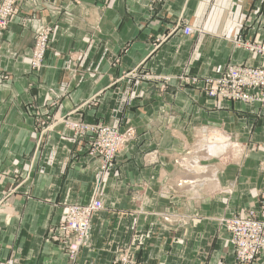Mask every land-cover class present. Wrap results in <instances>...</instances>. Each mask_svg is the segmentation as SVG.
I'll use <instances>...</instances> for the list:
<instances>
[{
    "label": "crops",
    "instance_id": "0c3cea01",
    "mask_svg": "<svg viewBox=\"0 0 264 264\" xmlns=\"http://www.w3.org/2000/svg\"><path fill=\"white\" fill-rule=\"evenodd\" d=\"M17 12L0 36V264H237L219 220L264 205V104L211 99L202 79L264 67L235 45L264 41V0H19ZM66 115L132 140L104 172L63 124L38 145ZM94 199L103 211L70 262L61 220Z\"/></svg>",
    "mask_w": 264,
    "mask_h": 264
},
{
    "label": "built area",
    "instance_id": "2783aa9c",
    "mask_svg": "<svg viewBox=\"0 0 264 264\" xmlns=\"http://www.w3.org/2000/svg\"><path fill=\"white\" fill-rule=\"evenodd\" d=\"M19 0H1L0 2V36L7 29L8 24L17 15V3ZM183 24L178 20V26ZM193 29L184 27L182 33L190 35ZM52 33L50 27H42L32 39L29 68L32 72L39 73L44 66L45 53L49 47V38ZM248 53L264 59V41L235 43ZM1 49V48H0ZM162 83V88L170 85L173 77L170 76H146ZM195 77L191 83H197ZM204 94L211 99L228 100L234 104H264V67H248L242 64L227 66L215 77L203 78ZM96 97V96H95ZM95 97L91 100L94 101ZM58 118L55 123L45 127L41 131L38 145L41 143L43 133L52 129L57 124H63L72 134L84 141L88 154L102 160L101 170L104 171L113 162L117 153L130 142L129 132H120L115 127L104 124H89L80 121H71L70 116ZM27 178V177H26ZM103 211V205L97 199L87 205H69L58 228L59 237L64 245V252L70 262H74L79 249L86 238L85 234L90 227L91 218ZM220 224L230 234V243L234 247L235 260L238 264H254L257 258L264 253V205L256 211L246 210L241 215H235L221 219ZM54 237V236H53ZM111 264H147L136 262L129 254L115 259Z\"/></svg>",
    "mask_w": 264,
    "mask_h": 264
},
{
    "label": "rangeland",
    "instance_id": "374dc122",
    "mask_svg": "<svg viewBox=\"0 0 264 264\" xmlns=\"http://www.w3.org/2000/svg\"><path fill=\"white\" fill-rule=\"evenodd\" d=\"M122 149L123 148H121L120 150H119V152L117 153V155H116V157L118 156V154L122 151ZM115 157V158H116ZM98 159V158H97ZM99 160V159H98ZM100 161V170H101V163H103V161L102 160H99ZM113 161H114V159H113ZM101 172H104V171H102L101 170ZM263 206V205H262ZM249 210H251V209H249ZM221 219H226V218H221ZM220 219V220H221ZM220 220H219V224H220ZM221 225V224H220ZM90 228V227H89ZM89 228L87 229V231H86V234H85V236L87 235V232H88V230H89ZM224 228V227H223ZM225 229V228H224ZM226 231V230H225ZM229 233V232H228ZM87 237V236H86ZM85 241V240H84ZM235 254V253H234ZM236 261V260H235ZM141 263H144V262H141ZM237 264H238V262H237Z\"/></svg>",
    "mask_w": 264,
    "mask_h": 264
}]
</instances>
